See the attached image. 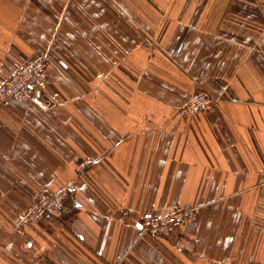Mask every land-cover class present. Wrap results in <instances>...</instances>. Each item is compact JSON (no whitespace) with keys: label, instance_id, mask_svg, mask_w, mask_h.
I'll list each match as a JSON object with an SVG mask.
<instances>
[{"label":"crops","instance_id":"obj_1","mask_svg":"<svg viewBox=\"0 0 264 264\" xmlns=\"http://www.w3.org/2000/svg\"><path fill=\"white\" fill-rule=\"evenodd\" d=\"M42 53L45 108L0 106V264H264V0H0V81ZM68 180L64 220L17 232Z\"/></svg>","mask_w":264,"mask_h":264},{"label":"built area","instance_id":"obj_2","mask_svg":"<svg viewBox=\"0 0 264 264\" xmlns=\"http://www.w3.org/2000/svg\"><path fill=\"white\" fill-rule=\"evenodd\" d=\"M49 68V59L45 53L37 54L28 61L20 63L15 70L0 81V106H6L10 98H20L35 103L40 108H45L39 93L42 91L46 81L47 70ZM214 99L209 92L199 90L193 93L179 113L182 116L207 111L211 108ZM87 161L80 163L76 169L77 172L83 170ZM74 190V181L68 180L58 188L43 193L36 197L22 213H20L15 222L17 232H23V225L37 219H58L70 210V205L76 201L70 197V204L66 203ZM76 205V204H75ZM198 208L194 205H177L164 214H150L141 218L139 224L142 231L148 235L156 236L171 227H177L180 223L195 218ZM27 246L31 242L26 243Z\"/></svg>","mask_w":264,"mask_h":264},{"label":"rangeland","instance_id":"obj_3","mask_svg":"<svg viewBox=\"0 0 264 264\" xmlns=\"http://www.w3.org/2000/svg\"><path fill=\"white\" fill-rule=\"evenodd\" d=\"M207 92V91H206ZM194 206H196V205H194ZM197 208H198V206H197ZM64 216L62 217V218H60L61 219V221H63L64 220ZM56 220H58V219H56Z\"/></svg>","mask_w":264,"mask_h":264},{"label":"trees","instance_id":"obj_4","mask_svg":"<svg viewBox=\"0 0 264 264\" xmlns=\"http://www.w3.org/2000/svg\"><path fill=\"white\" fill-rule=\"evenodd\" d=\"M67 203V202H66Z\"/></svg>","mask_w":264,"mask_h":264}]
</instances>
